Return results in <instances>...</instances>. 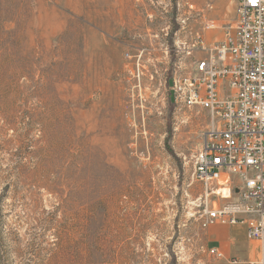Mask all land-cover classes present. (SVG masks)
Listing matches in <instances>:
<instances>
[{
  "label": "rangeland",
  "instance_id": "374dc122",
  "mask_svg": "<svg viewBox=\"0 0 264 264\" xmlns=\"http://www.w3.org/2000/svg\"><path fill=\"white\" fill-rule=\"evenodd\" d=\"M237 4L0 0V264L241 259L209 254L193 170L210 114L172 91Z\"/></svg>",
  "mask_w": 264,
  "mask_h": 264
},
{
  "label": "built area",
  "instance_id": "2783aa9c",
  "mask_svg": "<svg viewBox=\"0 0 264 264\" xmlns=\"http://www.w3.org/2000/svg\"><path fill=\"white\" fill-rule=\"evenodd\" d=\"M191 48L204 57L172 91L176 103L210 114L193 170L204 190L201 228L244 226L259 247L249 264H264V0H238L224 42L208 46L196 34ZM209 254L224 258L215 247Z\"/></svg>",
  "mask_w": 264,
  "mask_h": 264
},
{
  "label": "crops",
  "instance_id": "0c3cea01",
  "mask_svg": "<svg viewBox=\"0 0 264 264\" xmlns=\"http://www.w3.org/2000/svg\"><path fill=\"white\" fill-rule=\"evenodd\" d=\"M102 2H137L138 0H101ZM214 43V42H213ZM207 44V43H206ZM209 46V45H208ZM213 227V226H212ZM215 228L210 232L212 240L210 241L213 244H218L216 248L221 250L222 245L221 241H225L226 251L228 254L234 255L241 259H237L240 264H249L250 262H255L258 260L257 252L258 245L254 242H250L245 237V227L242 225H237L232 230H225L221 228ZM234 239L241 240L246 245V250L244 249H235ZM240 260V261H239Z\"/></svg>",
  "mask_w": 264,
  "mask_h": 264
}]
</instances>
